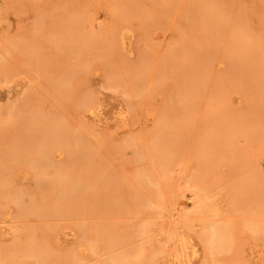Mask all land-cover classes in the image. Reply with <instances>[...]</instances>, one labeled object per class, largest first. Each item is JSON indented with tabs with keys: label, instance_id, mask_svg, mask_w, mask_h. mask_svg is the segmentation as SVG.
<instances>
[{
	"label": "bare ground",
	"instance_id": "obj_1",
	"mask_svg": "<svg viewBox=\"0 0 264 264\" xmlns=\"http://www.w3.org/2000/svg\"><path fill=\"white\" fill-rule=\"evenodd\" d=\"M195 1H198V5L204 9L203 16L207 25L210 24V26L213 27L212 29L214 34L218 35L222 33L223 30L230 24L231 33L227 37L226 41V47L228 50L227 55L232 57L234 54L240 52L242 57L247 58L248 60L247 66L250 75H247H253L254 78H256L255 75L258 78L261 77L264 82V54L261 52L263 49L262 46H259L257 41H252L251 37L253 36L249 33L247 26L245 27L243 24L241 25L239 21H236V19L231 20L230 18L232 17L228 18L227 15L224 14V9L221 3L217 0ZM170 4L167 3V5L163 8L167 11L171 6ZM135 5V0H124L122 5L114 4L109 5L110 7H106L111 17H113L115 24H113L114 27L111 29V31L113 30V42L106 45L103 43V46L101 45L102 47L99 50V55L103 62L108 63V59L111 58L110 56H114L112 51L115 49V45L118 44V41L119 44L120 42H124L126 35L129 32H133V27L130 24L129 19L132 16L131 13L134 14L138 12H136L137 9ZM100 7H102V5ZM53 15L48 23V27L46 26L42 15L39 14L35 17L31 27H26L27 29L23 28L24 30L19 32V34L9 36L6 38L4 43H0V72L3 73L7 82L9 76L13 75L12 72L15 67V63L10 60L13 57L15 60L17 59L19 62L21 61L24 64L31 66V68L33 66V70L38 72L39 76H43L44 78H42L44 80L46 79V83L49 84L50 89L52 90L51 93L54 92L59 95L57 97L54 95V98L56 97L57 99H60L59 97L62 96L67 99V97H73V99H75L74 102L79 109H89V107H91L93 103L98 100V94L92 92L91 90L89 93L81 92L82 89L77 91L79 86H74V81L77 79L76 77H79V74L80 76L82 74L84 76L87 72L91 71V68L94 67V60L90 56V54H92L90 51H92L97 41L99 43L104 41V36L107 34L106 29L103 28L100 32H86L84 31L83 21L81 18L77 17L78 19L73 18V21L66 20L63 22V19L59 15ZM144 16H146V20L144 19L145 22L141 23L138 27L142 29L144 35H147L150 30V23L155 21L156 18L149 13L144 14ZM89 19H92L91 16ZM49 25L51 26L49 27ZM74 27L83 28V30L80 31V35L76 36V30L72 31V28ZM111 39L112 38H110V40ZM114 51L116 52L117 50ZM7 56H10V59ZM139 59L141 61L139 62L137 60L139 63L136 65L128 66L127 64L128 67L124 66V69L127 67V77L124 75V70L121 69L122 65L118 64V68L116 65H112L113 63L111 65L108 64L109 74L106 76L107 78L104 83L106 86L111 88L123 86L128 96H132L131 103H128L130 107L133 105L134 99L139 101V98L142 96L145 97V95L149 94L152 91L151 85H154L153 76H149L150 62L148 57L143 55V58ZM168 64V58H166L165 64L163 63V66L161 65L159 69L161 71V67H163L161 72L162 75L167 76L169 80L168 84L170 85H168V87H171V93H168V100H165L166 103H163L162 107L159 108L158 119L153 128L149 130V135H139L140 139L138 135H136L137 137L131 135V137L128 136L127 138L118 141V143L116 141L117 144L114 142L116 144L115 148L120 151L124 150L126 147L133 146L136 151V155L143 153L142 150L144 149V146L151 145L156 157L155 155L153 156L158 160L156 161L159 164V174L162 179H160L157 174L156 176L158 177L153 175L155 171L151 174L146 170H141V168H139L140 170L137 169L134 171L136 173V177L133 176L135 180L138 178L142 180L144 184H141L146 187L149 193L142 192L141 190L143 189L140 190L134 182L131 181L133 177H129L130 179H127L125 178L126 176L123 177L118 176V173L115 174L116 171L118 172L117 169L115 170V173L110 170L111 167L109 168L108 163H106L107 161L105 162L104 159L98 157V152H95V147L90 143V141H86L81 135L72 130V128H69L72 126H69L66 123L65 117L63 118V116L58 114L59 112L56 113L53 111L54 109L52 107L50 109L48 107L49 110H46L47 107L45 106L46 109H44L41 105V108H43L37 109L38 111L33 114L30 113L31 115L28 118L25 117L22 120L23 117H20L22 121L20 122V129H18L23 131V134L20 135V137H17V139H9L6 142L1 141V138L3 140V132L4 129H6V123L11 122V118L17 116L18 113L21 114V112L24 111L22 108L25 107V105L28 103L30 105V97L34 99V92L32 94V92L28 91V94L24 97V99L17 98L19 101L16 100L12 103L10 100V103L8 102L7 105L5 103V106H0V214H3L4 209L6 211V208H9L10 206L14 208L13 214L15 216V220L18 218L17 220L28 219V221L31 215H36L40 219H46L56 214H66L70 216L73 214L86 215L87 213L90 215L96 214L97 216L98 214L106 213L109 215H112V213H123L124 215L126 213H128V215L136 213L144 214L145 211L147 212L150 209V207H163L162 198L166 188L169 189L171 194H173L174 191L177 192L179 189V194H184L183 196H187L186 189L191 191L194 190L193 193H195V197L193 207L183 216L186 223L192 219L202 221V229L200 234H198L200 235V239L202 241L201 243H203L205 248L204 252H206V259L204 258L205 261L202 264H246L244 261L237 259L241 257L237 252L239 249L236 251V248L238 247V240H236L237 233L235 231H237L238 224L233 222L232 218L234 217L225 215V217L216 218L212 216L215 218L213 219L209 216L212 218L210 219L208 216L206 217V212H210V210L214 211L213 204H211L212 201L209 203L208 200L211 196V184L214 180H216L215 178L219 176L217 167V164H219V158L217 155L219 153L217 152L222 149L220 147H231L232 154L230 156L232 157V165L230 166H232L231 168L234 171V175H229L230 177L228 178H230V180L226 179L227 181L229 180V200L232 204L231 206L234 210H237L234 212L240 211L239 213H241V217L239 218H241L242 226L245 227L249 233L256 238H260L262 236L264 237V177L262 178V175H260L261 178L257 177L259 174L255 175V172L254 174L245 172L241 175H235L237 174L235 171L238 169L240 170L241 167L242 169L246 167L252 159L249 154L252 150L249 152L251 148L248 149V147L253 145L248 144L249 146L247 147V145L241 146L243 145L241 144L239 146L237 145L239 143L235 140V138L242 133L248 143L255 139L256 136L253 135V132L247 130L244 133L241 127V123H246L248 112L251 113L254 112V110L252 111V109H249L245 111L243 109L244 111L240 110L241 112L239 110H235L234 114V111L232 110V115H230L232 126L222 119L225 114H227L225 112L231 111H227L229 108L225 109L226 111H219V109H215L208 113L210 116L206 114V118H203L204 121H206L205 123L204 121L202 123L204 125L206 124L205 126L207 128L210 127L211 129H208V134H206V130L203 131L204 128L200 129L205 132L200 138L198 128L197 134L199 136H197L198 139L201 140H203L202 138L205 136V142L211 147L208 152H210L212 148L213 150L206 156L202 155L203 157H201L200 155L198 156L199 158H195L196 164H194L193 168L184 176L183 183L186 184V188H184L185 191L182 192L181 188L183 189V186L181 185V187H177L178 185L180 186V183L176 184L174 182L171 171L173 172L174 170H172V167L174 168L183 160L181 157L183 154L180 153L183 152V150L181 151L180 149L187 148V146L182 145L183 143L181 141L192 134L191 131V133L189 132L190 134H188L187 128H189V125L192 123V116L189 110V100L193 94V81H191L192 78L189 77V73L187 71H178L174 74H168ZM101 65L105 67L107 66L106 63H101ZM226 86L225 89L228 88ZM225 89L223 92H225ZM228 90L226 89V91ZM48 92L50 91H47V93ZM35 96L38 95L36 94ZM133 96L135 98H133ZM262 96L264 101V93ZM38 98L37 101H33L40 103L44 99V93L41 101H38ZM33 103H31L32 106H34ZM256 106L258 107L259 105ZM222 108V110H224L226 107L224 106ZM14 122L15 121L12 123ZM14 125H16V122ZM202 125L199 124V126ZM17 126L19 125H16L13 129L17 128ZM191 127L193 131V126ZM9 129L13 130L12 127L8 128V130ZM5 132L7 131L5 130ZM6 134L7 133H5V135ZM184 135L186 137L183 139ZM195 136L193 138L197 137ZM144 137H148L149 139L146 141L147 138L145 139ZM261 137L263 138V135ZM141 140L142 142L145 141L147 145L142 143ZM201 140H198V142L200 143ZM186 142L188 143L189 141L186 140ZM186 142L185 144H187ZM198 142L195 140L196 144ZM195 143H193V150L195 149L197 151L198 146L200 149L201 147H204L200 146L203 144H197V146ZM181 145L184 146V148H182ZM195 145L197 146V149ZM261 145L262 149L261 146L259 149H261L264 155V144ZM149 146L148 148H150ZM146 148L147 147H145V149ZM214 148L217 150L215 153L213 152L215 151ZM228 149L230 148H227V150ZM224 150L226 152L223 150L220 152L222 154H224V152L228 154L231 153V150ZM55 152L65 155V158L62 160H56L53 155ZM200 152L199 154H201ZM144 153L147 154L149 152ZM204 154L206 153L204 152ZM220 154L218 156H220ZM139 158L137 159L139 160ZM191 158L192 157H190V160ZM258 163L260 164V162ZM17 164H25L28 168L33 170L36 176V182L33 181L36 184L34 185L36 187L33 186L35 189L31 188L30 185L28 187L25 186L26 188L12 186L10 181L12 173L11 168L17 166ZM16 174L20 175V173ZM45 175H47V179L44 178ZM135 183L140 184V182ZM159 209V212L164 211L162 210L163 208ZM82 218L83 219L79 221L78 219L74 220L76 223L74 222V226L71 225L74 227V231L76 230L79 234L80 238L78 242L63 249L54 248L51 244V233L54 230L56 231V229L54 228V225L49 223L50 221L48 223L47 221L44 222V220H42V222L36 221V223H32V221L31 223L24 222L25 224H23L20 228V231L23 233L22 236L19 235V237H16L9 243H0V264H28L29 260H34L43 264L151 263L154 251L147 252L146 248H144L143 245L137 241L139 237H146V235L151 233V223L153 222L147 217H140L138 221L136 220V222L132 221L122 224L116 223V221L109 222L108 220L107 222H104L100 215L97 217L100 220H92V222L88 221L89 218ZM164 230L168 233L169 237H174L177 233L169 230L168 226H165ZM177 237H175V241ZM249 237L252 236L249 235ZM182 238V245L180 244L181 247L176 249V251L174 250V253L171 250L176 264H181L184 256L188 254L187 249L189 248V245L186 240L187 238ZM119 241H123L122 245L123 243H127L126 246L122 248L119 245ZM80 247L95 255V259L92 258L93 261L90 262V259H88L90 256L86 257L84 256L85 254L82 255ZM196 247L197 246L192 244V255H197ZM235 252H237L239 257L237 254L235 255L237 258L233 257ZM223 253H227L229 255H224ZM191 257L189 255L188 261H191Z\"/></svg>",
	"mask_w": 264,
	"mask_h": 264
},
{
	"label": "rangeland",
	"instance_id": "obj_2",
	"mask_svg": "<svg viewBox=\"0 0 264 264\" xmlns=\"http://www.w3.org/2000/svg\"><path fill=\"white\" fill-rule=\"evenodd\" d=\"M123 1L124 0H0V43L2 42L4 43V41H6V38L9 36H15L19 34V32L24 30L26 27L29 26L31 27L33 21L35 20V17H37V15L39 14L42 15L47 27L51 18L54 16L53 14H56L63 19V22L66 20L73 21V18H77V17L81 18V20L83 21L84 31L86 32L89 31L100 32V30L104 28L106 29V33H107L104 36L103 42L100 43L98 41L96 42L97 46L96 44L94 46V48L96 47L95 48L96 52L94 48L92 49V51H90L92 53L90 54V56L94 60V64H95V65L93 64L94 67L91 68V71L87 72L84 76L83 74L81 76L79 74L78 75L79 77H76L77 79L75 78L76 80L74 81V86L76 87L79 86L78 90L76 89L77 91H79V89L80 90L82 89L81 92L89 93V91L91 90L92 92L98 94L99 97L98 100L95 101L93 105L89 107V109L86 108L87 110L79 109L76 106L74 102L75 99H73V97L72 98L67 97L66 99V97L61 96L62 98L59 97L60 99H57L56 97L59 95H57L54 92L51 93L52 90L50 89L49 84L46 83L47 82L46 79L44 80L43 76H42L43 78L39 76L38 72H35V70H33V66L31 68V66L24 64L21 61L19 62L17 59L15 60L13 57L12 59H10L9 58L10 56H7L11 60V62L15 63V67L12 72L13 75L9 76L7 82L3 73L0 72V106L1 105L5 106V103L7 105V103L10 100L12 103L15 102L17 98L24 99V97L27 96L28 91L32 92V94L34 92V94L35 95L37 94L38 96H35L33 94L34 99L30 97V100L31 99L32 100L31 101L29 100V102L31 103L34 102L33 103L34 106H32L31 103L30 106L28 103L27 105H25L26 108L25 107L22 108L24 109V111H22L21 114L18 113L17 116L11 118L13 121L16 122V125H19L17 126V128L13 129V127H16V125H14L15 122L12 123L13 122L12 120H10L11 122L6 123V127H5L6 129H4V132L6 130L7 132L5 133L7 134L5 135V133L3 132L4 136H3V140L1 138V141L6 142L9 139H17V137H20V135L23 134V131L19 129L21 124L20 122L25 117L28 118L31 115L30 113L33 114L34 112H37L38 111L37 109H42L43 107L44 109H46L47 107L46 110H49L52 107L54 110L53 109L51 110L55 111L56 113L59 112L58 113L59 115L63 116V118L65 117L66 123L69 126L70 125L72 126L69 128H72V130H74L76 133L81 135L86 141H90V143L95 147L94 149L95 152L96 153L98 152L99 155L98 157L104 159L105 162L107 161L106 163H108L109 168L111 167L110 170H112L114 173L116 169L118 170V172L116 171L115 173V174L118 173L117 174L118 176H123V177L126 176L125 178L127 179L129 177L132 178L133 176L136 177V173L134 171L141 168V170H146L151 174H153L152 172L155 171L153 175L156 176L157 174L160 178L161 176L159 174L160 170H159V164L157 162L158 160L153 156L155 155V152L153 151L151 145L149 146L145 143V141L142 142L141 140V142L146 144L147 146H144V149L142 150L143 153L140 155H136V151L133 148V146L126 147L124 150L121 151L115 147L118 141H121L127 138L128 136L131 137V135L132 136L138 135L139 137V135L142 134L143 135L145 134L144 136L149 135V130L153 128L154 124L158 119L159 108L162 107L163 103L164 104L166 103L169 97L168 93H171V87L170 86H169L170 88L168 87V85H170L168 84L169 80L167 76L162 75L161 72L163 67H161V71L159 69L163 63L165 64V59L168 58V63H169L168 74H174L178 71H184V72L187 71L189 73V77L192 78L191 81H193V94L189 100V104H190L189 110L192 116V123L189 125L190 127L187 128L188 134H190L191 132L192 134L189 135V137L187 136V138H185L186 137L185 135L183 136V139L185 138L187 141H189L188 143L186 142L185 139L184 140L182 139L183 141H181L183 143L182 145L187 146V148H184V146L181 145L182 148H184V149H180L181 151L183 150V152H180L183 154V155L180 154L182 155L181 157L183 160L177 165L175 164L176 166L174 168L172 167V170L174 169L173 172L171 171V175L174 182L176 184L180 183V186L178 185L177 187H181L182 185L183 189L186 188L185 186L186 184L183 183L184 182L183 179L185 174L193 168L194 164H196L195 158L196 157L199 158L198 156L200 155L201 157H203L202 155L206 156L208 153H211L213 150L212 148V150L210 149L211 151L208 152L209 148L211 147L207 145V143L205 142L206 139V138L204 139L205 136L202 138L203 140L198 139V136L200 135L201 138V135H204L203 133L206 132V134H208L209 132L208 129L211 128L210 127L207 128L205 126L206 124L204 125L202 122L206 118V114L208 115V113H210L215 109H219V111H226L225 109L229 108L227 111L231 110L230 112H225L227 114L224 113L225 116L224 118H222L231 126H232L231 124L232 122L230 115H232L233 111L234 114L235 110H239V111L240 110L242 111L243 109L245 111L249 109H252V111L254 110V112L251 111H250L251 113L248 112L246 117L247 119L246 123L244 124L241 123L242 124L241 127L244 133L247 130L253 132V135L256 136L255 139L252 140V142L248 143V141H246V139L244 138L245 136L242 133L240 135L237 134L238 136L237 138H235V140H237V142L239 143L237 144L239 146L241 144H243L241 146L247 145V147L250 144L253 145L251 147L249 146L248 149L251 148L249 152H251V150L252 152L249 154L254 160L251 159V162H249L246 167H244L243 169L241 167L240 170L238 169L237 171H235L237 172V174L235 175H241L245 172H250L254 174L255 172V175L259 174L257 175V177L261 178L260 175H262L263 178L264 155L261 151L262 149L261 144H264V105H263L264 101L262 96V94L264 93L263 92L264 82L262 81L263 79L261 77L258 78L255 75L256 78H254L253 75L251 76L247 75L250 73L247 66L248 60L247 58L242 57V54L240 52L234 54V56L232 57H229L227 55L228 50L226 47V41H227V37L231 33L230 24L226 28L229 31L224 29L222 33L218 35L214 34L212 29L213 27H211L210 24H208L209 26L207 25V22L203 16L204 9L200 7L198 5V1L195 0H135L136 2L135 7L137 9L135 10L136 12L137 11L138 12L134 14L131 13L132 16L129 19L130 24L134 28V29L132 28L134 33L129 32L126 35L124 42H120L119 44L118 41V44L115 45V49H114L117 51L116 52L114 50L112 51V54L114 56L112 55L110 56L111 58L108 59V63L103 62L99 55L100 53L99 50L103 46V43L106 45L113 42L112 41L113 30L111 31V29H113L112 28L114 27L113 24H115V21H113V17H111L106 7H110L109 5H114V4L122 5ZM217 1L221 3L224 9L223 10L224 14L227 15L228 18L232 17L230 18L231 20L236 19V21H239L241 25L243 24L245 27L247 26L249 33L252 34L251 36H253V37L250 36L252 41L254 42L257 41L259 43V46L260 47L262 46L263 50L261 52H263L264 54V0H217ZM167 3L169 4L171 3L170 4L171 6L169 8L170 11L169 9L166 11L163 8L165 5H167ZM101 5L102 7H100ZM36 12H38L39 14ZM148 13L152 14L153 17L156 18V20L150 23L149 28L151 31L148 29L149 33H147V35H144L142 29H140L138 26L141 23L145 22L146 16H144V14H148ZM90 16L92 19H89ZM152 23L155 25H153ZM248 25L250 26V28ZM50 26L51 25H49V27ZM73 30H76L77 33L76 36H78L81 34L80 31H82L83 28L74 27L72 28V31ZM108 32L110 37L108 35ZM110 38L112 39L110 40ZM97 49L99 52L97 51ZM143 55L147 56L150 62L149 76L150 75L153 76L154 85H151L152 91L149 94L145 95V97L142 96L143 98L142 97L139 98V101L134 99V103H133L134 107L133 105H131L130 107L128 103H131L132 96H128L123 86L111 88L104 84L107 78L106 76H108L109 74L108 64L111 65L113 63L112 65H116V66L118 64L122 65L121 69L124 70L125 72L124 75L125 77H127L126 68L128 66L138 64L141 61L139 58L142 59ZM137 60L139 62H137ZM101 63L102 64L106 63L107 68L105 66H102ZM124 66L127 67L124 69ZM225 86L228 87L226 88L227 90L231 87L232 88L226 91ZM224 89L226 93L223 92ZM47 91L50 92L47 93ZM43 93H44V99L41 101V99L43 98ZM54 95L56 96L55 98ZM36 97L37 98L39 97L38 101L40 100L41 104L39 102H36L37 101ZM133 98L135 97L133 96ZM41 105L43 106L42 108ZM256 105L259 106L257 107ZM221 106L222 107L225 106L226 108L222 110L223 108ZM20 117L21 118L23 117L22 120L20 119ZM199 124L201 125L203 124V125L199 126ZM10 126L12 127L13 130L10 129L8 130V128H11ZM191 126H193L194 132L192 131ZM203 126H205L206 128ZM203 128H204L203 131L206 130L205 132L200 130ZM197 130L201 134L199 133L198 135ZM195 135L198 136L196 137ZM262 135L263 138L261 137ZM194 136L197 139L193 138ZM146 138L145 139L147 141L149 138L148 137ZM195 140L197 142L198 140H201L202 142L200 141V143L198 142L197 144L199 145L203 144L200 146H204V147H201L200 149V147L195 143ZM184 141L187 144H185ZM192 142L198 146V150L200 149L201 152L200 150L199 151L197 150L198 151L197 153L195 149L193 150L194 144ZM205 144L206 146L209 147H206ZM148 146L151 148L152 151L150 150V148H148ZM260 146L261 149H259ZM145 147H147L146 148L147 150L145 149ZM220 148H222L220 151L222 150L225 151L224 149L227 150V148H230L228 150L229 151L231 150V153L228 154L225 153L226 152L225 151L224 154H222L219 150L217 152L219 154L221 153L220 156H218L219 154L217 155V157L219 158V159L217 158L219 163L217 164L219 176L215 178L216 180H214L213 183L211 184L212 186L211 196L208 200L209 203L210 201H212L211 204H213L214 211L212 210H210V212L207 211L206 212L207 215L206 214L205 215L206 217L213 216L216 218L217 217L222 218L223 216L225 217V215L234 217L232 218L233 222L238 224L237 231H235L237 233L236 240H238L237 242L238 247L236 248V251L237 249H239L237 252L240 254L241 258L235 257L237 252H235L233 257L237 258L238 260L244 261L246 264H264V237L262 236L260 238H256L251 233H249V231H247L245 227L242 226L241 218H239L241 217V213H239L240 211L234 212L237 210H234L232 208L231 206L232 204L230 203L229 200L230 178L228 177H230L229 175H234V171L231 168L232 166H230L232 165L231 164L232 157L230 156L232 154V148L228 146H225L224 148L223 147ZM214 149L215 151L213 152L215 153L217 150L216 148ZM144 152H149L150 154L149 153L146 154ZM199 152L201 154H199ZM204 152L206 154H204ZM53 155L54 158H56V160L57 159L62 160L65 158V155L60 154L59 152H55ZM189 155L190 157H192L191 160L193 159L194 161L190 160ZM138 156L141 157L139 158ZM137 158H139V160ZM258 162H260V164ZM23 165L17 164V166L11 168V172H12V173L10 172L11 184L12 186L23 187V188H26L30 185V187L33 188V186L36 185L34 183L36 182L35 179L36 176L32 169L28 168V166H26L25 164ZM16 173H20V175ZM46 177L47 175H45L44 178L47 179L48 177L47 178ZM226 179L229 180L227 181ZM134 180L135 179L133 177L131 181L134 182V184L140 190L141 189L145 190V191L141 190L142 192L149 193L146 187L142 185L144 183L140 178L136 179L135 181ZM135 182L137 183L140 182V184H136ZM212 188H213V192H212ZM183 189L181 188L182 192L185 191V189L184 190ZM165 190L166 191L163 194V198H162L163 207L159 206V208H163L162 210L164 211L162 212H159L160 209L157 207H156L157 209L150 207V209L147 212L145 211L144 214L136 213V214L128 215V213H126L124 215L123 213H114L115 214L114 215L112 213V215L111 214L109 215L106 213V214H98V216L100 215V217L104 222H107V220L109 222L116 221V223L119 224L132 222V221L136 222V220L138 221L140 217H147L148 219H150V221L153 222L151 223L152 224L151 233L146 235V237L145 236H143L142 238L139 237L137 241L140 244H142L144 248H146L147 252L154 251L155 253V254L153 253L154 255L151 253L152 264H174L176 261L172 255V252L174 253V250L176 251V249L181 247L183 240L182 237L187 238L186 240L188 241L189 248L187 249L188 254L184 256L181 264H202L205 261L204 258L206 255V252H204L205 248L203 246V243H201L202 241L200 239V235H198L200 234V231L202 229V225H203L201 224L202 221L201 220L199 221L197 219H192L193 221L191 220L188 223H186L185 218L183 216L193 207L194 197H195V193H193L194 190L191 191L189 189H186L187 193L186 192L185 193L187 194V196H183L184 194L182 195L181 193L179 194V189L177 192L174 191L175 193L173 192V194H171L168 188H166ZM6 209H7L6 211L4 209L3 214H0V243H9L10 241H13L16 237H19V235L22 236L23 233L20 231V228L22 227L23 224L27 222L31 223V221L32 223L33 222L36 223V221L42 222V220H44V222L47 221V223L50 221L49 223L54 225V228L56 229V231L54 230L51 233V237H50L51 244L54 246V248L56 247L57 249H63L76 244L80 238L76 230L74 231V227H73L74 222L76 223V221L74 220L78 219L79 221L83 219L82 217H84V219L89 218L90 220L88 219V221L90 222H92V220H97V219L100 220L99 218H97L98 216L96 214L90 215L89 213H87L86 215L73 214L71 215L73 217L66 214L64 215L56 214L58 216L53 215L51 216L52 218L49 217L50 220L49 218L40 219L36 215H31V217L29 216L30 218L28 217L29 221L28 219L17 220L18 218H16L15 220V216L13 214L14 208L10 206L9 208ZM236 224H235V230H236ZM165 226H168L169 230L173 232L175 231V233L177 232L174 237L168 236V233L164 230ZM249 235L252 237H249ZM175 237H177L176 241L174 240ZM179 237L181 240L179 239ZM122 242L123 241H119V245L122 248H124L127 243H123L122 245ZM192 244L197 246L196 247L197 255L196 254L192 255V249H191ZM80 248L82 255L85 254L84 256L91 257V258L88 257V259H90L89 260L90 262L93 261V259H95V255L91 254V252H88L82 247ZM155 250L157 251V253ZM223 254L229 255L227 253L226 254L223 253ZM189 255L190 257L192 256L191 261H188ZM28 264H43V263L34 260H29Z\"/></svg>",
	"mask_w": 264,
	"mask_h": 264
}]
</instances>
